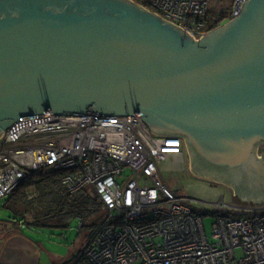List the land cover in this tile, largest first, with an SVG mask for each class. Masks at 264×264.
Masks as SVG:
<instances>
[{
  "label": "water",
  "instance_id": "water-1",
  "mask_svg": "<svg viewBox=\"0 0 264 264\" xmlns=\"http://www.w3.org/2000/svg\"><path fill=\"white\" fill-rule=\"evenodd\" d=\"M243 4L196 40L133 0H0V141L39 115L139 116L264 205V0Z\"/></svg>",
  "mask_w": 264,
  "mask_h": 264
},
{
  "label": "built area",
  "instance_id": "built-area-1",
  "mask_svg": "<svg viewBox=\"0 0 264 264\" xmlns=\"http://www.w3.org/2000/svg\"><path fill=\"white\" fill-rule=\"evenodd\" d=\"M133 1L196 40L211 32L201 29L212 0ZM223 1L214 0L219 9ZM245 1L233 0L224 23ZM2 138L0 201L42 171L64 172L62 197L85 189L99 196L103 218L85 249L90 264H264V206L218 202L212 211L180 198L161 173L184 155L185 142L152 134L139 116L39 115L16 122Z\"/></svg>",
  "mask_w": 264,
  "mask_h": 264
},
{
  "label": "rangeland",
  "instance_id": "rangeland-1",
  "mask_svg": "<svg viewBox=\"0 0 264 264\" xmlns=\"http://www.w3.org/2000/svg\"><path fill=\"white\" fill-rule=\"evenodd\" d=\"M231 5L232 0H224L220 8L226 10ZM259 149L264 151V144ZM184 152L182 157H175L171 163L172 165L161 173V178H163L170 189L175 191L176 195L182 199H190L197 207L204 210H217L216 203L218 202L222 205L228 203L235 208L249 209L255 206L251 204L244 206L231 202L229 199L231 186L215 179L196 176L191 173L190 157L186 147ZM27 194L30 198H35L38 191L35 188H31ZM1 203L2 201H0V220L11 218L23 224L21 228L19 225L17 227V230L20 228V231L17 232L22 234L23 237L21 239L17 238L16 242L7 246L9 250L7 252L8 256L16 255L22 260L23 264H75V258L86 248L88 245L87 241L94 232L89 227L87 228V226L92 225L91 219L85 221V227L80 231V219L77 217H70L68 220L65 218V215H60L61 212L53 220L40 217L38 213L41 210L38 207L37 199L31 200V204L29 205L10 204L11 206L7 209L1 207ZM239 215L240 213L235 214L234 218H239ZM24 216L26 219H23ZM35 216L46 226L38 228L35 226L34 219H32L33 226L25 223L30 217L33 218ZM212 222V219H208L204 223L208 231L211 229ZM26 238L32 243H29ZM14 243L22 246L21 253L13 251L12 245ZM238 254L240 255V253Z\"/></svg>",
  "mask_w": 264,
  "mask_h": 264
},
{
  "label": "trees",
  "instance_id": "trees-1",
  "mask_svg": "<svg viewBox=\"0 0 264 264\" xmlns=\"http://www.w3.org/2000/svg\"><path fill=\"white\" fill-rule=\"evenodd\" d=\"M230 9L231 7L226 10L223 8L219 9L218 7H216V9H211L205 17V25L201 30L204 32L216 30L217 27L228 20V13ZM63 175V171H55L54 173L42 171L40 173L30 175V177L28 176L20 182L16 190L9 194L6 199L2 200L1 207L7 209L11 206L10 204L29 205L31 204V200L37 199L38 207L41 210L38 213L40 217L53 220L55 216L61 212L60 215H65V218L68 220L70 217L83 218L84 222L80 231L85 227V221H87V219H91L92 225L87 226V228L89 227V229H92L94 232L87 241V248L99 232L98 229L100 222H96V219L103 213V205L100 203L99 196L88 189L80 191V193L76 195L67 194L65 197H62L61 194L64 192V187L60 181ZM31 188H35L38 191L37 197L30 198L28 196V190ZM239 217H242V215L240 214ZM24 218L26 219L25 216L23 219ZM32 219H34L33 221L36 223L35 226L38 228L46 226V224L39 220L37 216L33 218L30 217L25 223L33 226ZM86 248H84L83 251H81L75 258V264H90L85 255Z\"/></svg>",
  "mask_w": 264,
  "mask_h": 264
},
{
  "label": "crops",
  "instance_id": "crops-1",
  "mask_svg": "<svg viewBox=\"0 0 264 264\" xmlns=\"http://www.w3.org/2000/svg\"><path fill=\"white\" fill-rule=\"evenodd\" d=\"M211 5V9H216L217 5H215L214 0H212ZM18 225L21 228V225L23 224L18 221H14L11 218L8 220H0V264H23L22 260H20V258L16 255L9 257L7 254L9 251L7 246L16 242L15 240H17V238L21 239V237H23L22 234L17 232L20 231V228L17 230ZM26 240L29 243H32L29 239L26 238ZM18 245L17 243H14L12 245V249L13 251H19L21 253L22 246H20V244Z\"/></svg>",
  "mask_w": 264,
  "mask_h": 264
},
{
  "label": "flooded vegetation",
  "instance_id": "flooded-vegetation-1",
  "mask_svg": "<svg viewBox=\"0 0 264 264\" xmlns=\"http://www.w3.org/2000/svg\"><path fill=\"white\" fill-rule=\"evenodd\" d=\"M261 145H263V144L260 143L258 149L260 148ZM262 155H264V151L259 149V151H258V159H261V161L264 163V157L262 158L261 157Z\"/></svg>",
  "mask_w": 264,
  "mask_h": 264
}]
</instances>
